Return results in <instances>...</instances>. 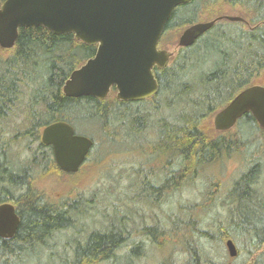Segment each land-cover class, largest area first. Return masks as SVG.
<instances>
[{
  "label": "trees",
  "instance_id": "obj_1",
  "mask_svg": "<svg viewBox=\"0 0 264 264\" xmlns=\"http://www.w3.org/2000/svg\"><path fill=\"white\" fill-rule=\"evenodd\" d=\"M220 2L241 7L250 26L218 20L191 46L179 48L165 68L153 69L157 91L150 99L137 101L117 100L114 87L104 99L66 97L64 82L94 56L97 46L75 40L72 33L53 34L42 26L19 28L15 45L0 48V123L21 106L28 91V127L22 135L39 142L30 161L41 158L42 166L58 172L51 147L39 140L41 128L48 124L65 121L74 128L79 120H91L108 141H115L123 131L125 139L137 138L131 148L140 151L141 166L132 174L142 182L140 193L134 184L130 201L150 207L159 205L164 191L192 185L223 154L243 152L240 170L221 199L228 205L225 217L216 219L209 230L201 228L196 211L204 207L202 201L179 205L168 213L166 227L152 217L151 224L141 221L138 228L131 224L130 215H116L117 206L111 215L102 213L96 219L100 209L93 197L81 192L46 200L30 184L28 162L14 161L8 155V142L0 138V204L12 203L19 217L13 237L0 238V264H136L151 248L173 240L188 255L181 264H234L228 257L220 263L214 260L201 242L225 238L242 243L237 255L245 253L248 258L242 264H264V132L250 113L217 134L206 125L241 90L264 86V0H190L178 5L158 47L167 30L196 23L202 12ZM99 147L93 143L85 162ZM252 148L262 155L247 151ZM153 158L160 159L162 166L152 167ZM205 177L211 181L212 176ZM211 185L204 200L212 205L218 191L211 190ZM134 213L142 218L139 211Z\"/></svg>",
  "mask_w": 264,
  "mask_h": 264
},
{
  "label": "water",
  "instance_id": "obj_2",
  "mask_svg": "<svg viewBox=\"0 0 264 264\" xmlns=\"http://www.w3.org/2000/svg\"><path fill=\"white\" fill-rule=\"evenodd\" d=\"M190 0H4L0 4V48L11 49L19 28L39 27L53 34H73L75 40L96 45L93 57L73 70L64 82L66 97L104 99L112 87L120 101L152 97L158 88L153 69H163L173 56L158 48L163 28L178 5ZM221 19L244 21L239 16H220L188 25L178 39L179 47L191 46ZM250 113L264 132V86L250 85L217 111L216 131H227ZM40 141L51 146L57 167L75 173L86 159L93 140L76 134L65 121L44 126ZM19 217L10 202L0 204V238L13 237ZM230 258L237 256L231 239L225 241Z\"/></svg>",
  "mask_w": 264,
  "mask_h": 264
},
{
  "label": "rangeland",
  "instance_id": "obj_3",
  "mask_svg": "<svg viewBox=\"0 0 264 264\" xmlns=\"http://www.w3.org/2000/svg\"><path fill=\"white\" fill-rule=\"evenodd\" d=\"M220 16H239L244 19L242 24L246 28L250 26L248 16L241 7L230 6L222 2L211 5L202 12L197 22L211 21L215 17ZM224 25L225 27L230 26ZM185 27H174L167 30L159 48L171 51L173 53L172 57H174L180 48L178 46V39ZM259 83H262L260 79ZM27 95L28 91L25 90L21 106L16 108L10 117H7V119L2 120L0 123V138L8 142V155L14 161L16 160V162L20 163L22 161L28 162L29 174L31 175L30 184H32L36 191L42 193L46 200L65 199L81 192L86 197L91 196L95 200L96 205L100 209L96 219H99L102 213L111 215L114 212L112 207L117 206L119 207V212L116 215H130L131 224L136 225L138 228H140L141 221L151 224L154 219L160 221L166 227L168 213L175 212L179 205L201 203L202 201L204 207H200V210L196 211V217L200 221L201 228L209 230V227L215 225L216 219L225 217L228 205H224L225 203L221 199L226 196V190L230 188L228 184L231 182V179L240 170L242 157L245 156V153L231 152L230 154H223L218 162L211 165L205 172L202 171L203 176L201 178L180 191H174L172 195L169 194L170 192L165 194V199H162L161 203L157 206L150 207L147 203L141 202L133 203L130 201V195L134 192V189L129 187V184L131 180L136 179L132 173L141 166L138 160L142 158L140 151L131 148L134 142H137L134 141L137 138L130 136L125 139L124 135L126 132L123 131L119 133L118 138L114 139L115 141H108V138L104 136L97 122L79 120L74 123V130L81 135L93 139L95 145L97 143L100 147L99 150H94L92 156L80 166L77 172L64 173L60 170L61 173L51 170L48 166H42L43 159L41 158L35 160L37 164L32 163L30 158L39 142L34 140V137L22 135L28 127L25 110ZM213 115L208 118L206 125L215 132L216 130L212 125ZM214 134L217 133L215 132ZM139 141L142 142L141 139ZM262 141L264 143V139ZM247 151H252L255 155H262L261 151H253V148ZM262 156L261 160L264 161V155ZM39 161H41V164ZM151 162V166L154 168L162 166L161 160L158 158H153ZM205 176H212L211 181H208V177ZM215 176L216 178H214ZM209 182H213L214 184L211 185ZM207 185L212 186L210 187L211 190L218 191L217 198L212 205L210 204L211 201L204 200V195L206 196V190L208 189ZM126 204H128V207L124 208ZM135 211H139L142 218L136 215ZM225 240L226 238L223 241L209 242L202 240L201 242H203L204 248L210 256L219 263L223 262L226 257L230 259L228 262L234 264H242L248 260L245 253L237 255L235 258H230L225 246ZM233 241L236 247L242 245L239 240ZM182 247L183 245L175 240L173 242L168 241L161 248H151L147 256L136 260L135 263L168 264L169 261V264H181L188 256L182 250Z\"/></svg>",
  "mask_w": 264,
  "mask_h": 264
},
{
  "label": "flooded vegetation",
  "instance_id": "obj_4",
  "mask_svg": "<svg viewBox=\"0 0 264 264\" xmlns=\"http://www.w3.org/2000/svg\"><path fill=\"white\" fill-rule=\"evenodd\" d=\"M159 179L160 178H157L156 180H159ZM156 180H154V181L152 180L150 183H154V185H156L157 184V181ZM141 182H142V180L140 178L133 179V180H131V183L129 184V187H131L132 189H135V186H136V189L138 190V193H140ZM134 184H135V186H134ZM151 185H153V184H151ZM141 193H142V195L146 196V194L143 191ZM168 193L172 195L173 192L172 191H167V190H166V192L164 191V194H168ZM165 197H166V195H164V197L162 196V199H165ZM160 203H161V201L159 202V204Z\"/></svg>",
  "mask_w": 264,
  "mask_h": 264
},
{
  "label": "bare ground",
  "instance_id": "obj_5",
  "mask_svg": "<svg viewBox=\"0 0 264 264\" xmlns=\"http://www.w3.org/2000/svg\"><path fill=\"white\" fill-rule=\"evenodd\" d=\"M201 37V36H200ZM150 99V98H149ZM237 254H238V251H237Z\"/></svg>",
  "mask_w": 264,
  "mask_h": 264
}]
</instances>
